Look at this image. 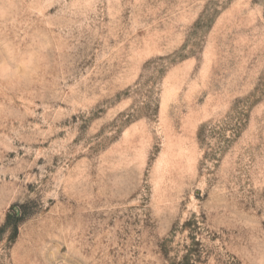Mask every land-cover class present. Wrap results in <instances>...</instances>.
Returning a JSON list of instances; mask_svg holds the SVG:
<instances>
[{"label": "rangeland", "instance_id": "rangeland-1", "mask_svg": "<svg viewBox=\"0 0 264 264\" xmlns=\"http://www.w3.org/2000/svg\"><path fill=\"white\" fill-rule=\"evenodd\" d=\"M0 264H264V0H0Z\"/></svg>", "mask_w": 264, "mask_h": 264}]
</instances>
